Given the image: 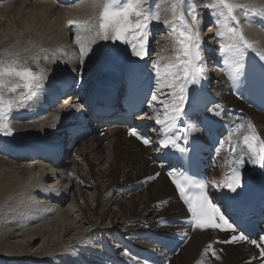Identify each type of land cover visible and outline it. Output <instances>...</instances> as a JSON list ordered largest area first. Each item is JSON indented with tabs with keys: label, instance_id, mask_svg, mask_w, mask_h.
Returning <instances> with one entry per match:
<instances>
[{
	"label": "bare ground",
	"instance_id": "1",
	"mask_svg": "<svg viewBox=\"0 0 264 264\" xmlns=\"http://www.w3.org/2000/svg\"><path fill=\"white\" fill-rule=\"evenodd\" d=\"M235 2L244 6L237 10L239 30L244 19V38L253 45L256 54L264 53V0ZM199 6L203 10L207 9L204 3L199 4L198 8ZM160 8L161 20H164L167 12L161 6ZM212 10L216 11L213 15L216 19L215 27L207 30L208 33L200 40L203 57L211 54L213 60L206 67L205 78L198 84L189 85V103L185 106V111L192 108L195 96L197 110H203L199 120L204 128L201 136L207 141L225 130L226 125L222 128L220 125L223 124L222 121L227 122V117H231L233 121L239 120L243 125L246 122L253 124L254 131L264 139V114L251 108L248 101L255 87L252 75L257 72L251 71L252 65L245 60L246 54L240 46L244 75L239 78V83H234L230 78L231 70L223 63L226 54L215 46L216 41L213 40L212 30L216 34L224 31L222 18L218 16L219 9ZM245 10L256 13V17H261V20L257 21L251 15L245 16L241 12ZM99 11L92 9L89 0H77L73 4L67 2L65 5L51 0H10L0 4V59H7L15 54L28 57L40 53L41 49L54 51L60 48L73 57L70 62H65L63 58L52 63L40 60V66L47 71V80L38 96L29 102L28 108L15 110V119L23 124L13 123L14 143L27 149L36 147L38 143H50L55 138H61L58 130L70 125L71 121L68 119L71 116L78 117L83 105L68 107L73 96L68 92L57 109L53 104L56 100L54 95L62 93L65 87L73 88L76 83L73 80L77 76L81 80L82 93H90L94 88L108 83L121 84L140 77L148 81L156 79L153 69L144 68L140 61L143 59L134 56L129 50L120 53L121 57L125 56V63L119 62V58L113 60L111 55L115 56L116 45L115 51H111L112 41L98 40L93 45L94 54H89L84 58V63L80 64L76 58L79 56V45L74 43L76 31L72 32L67 21L91 20L98 16ZM202 18H199L200 31L205 23ZM162 33L163 30L160 29L155 36L149 35L145 59L152 63L173 54V39L169 38V42L167 39L162 40ZM154 37L157 38L156 41ZM224 41L223 43L232 42ZM203 62L205 64V59ZM107 63L110 74L106 75V72V77L96 78V72ZM161 63H167V60H162ZM119 65L123 67L122 71L117 70ZM128 65H134L137 69L132 77L124 71ZM29 67L34 71L38 70L31 60ZM74 73L78 75H73ZM170 91L164 89L166 94L156 92V95L160 101L170 103L171 97L167 95ZM149 104L161 109L157 101L151 99ZM214 104L221 106L220 116H213L211 112L204 110L205 106L211 107ZM148 105L145 115L137 118L140 124L135 125L140 135L150 139L151 143L147 146L127 139L122 125H113L104 138L90 136L68 151L61 162V168L48 166L40 157L19 163L0 157V264H15V260L22 264H106L103 256L105 246L109 242L114 243L117 236L122 235L132 241L134 239V242L125 239L130 245L120 254L123 264H146L132 257L134 250L142 258L153 254L159 261L161 254L155 245L147 239L135 241L139 238V233H173L175 229L168 224L166 226L165 219L182 218L186 214L181 202L177 200V189L172 178L168 175L170 171L176 175V165L167 163V157L175 155L176 151L160 145L163 138L161 126L155 122V114ZM236 111L242 112L244 118L233 117ZM244 129L249 130L246 125ZM20 133L22 136H18ZM179 134L176 133L178 136ZM0 138L7 140L3 136ZM220 150L225 158L226 147ZM222 155L218 153L215 157L217 169L212 174L210 183L222 180L226 174L225 160H219ZM156 160L160 162L159 166L152 164ZM158 169L164 170V173L145 189L137 190L144 178L153 175ZM251 169L249 164L246 170ZM222 189V186L215 190L211 188L221 200L224 199ZM190 232L189 241L182 245L178 255H167L168 264H234L254 255L246 245L225 247L224 253L219 255L210 240L213 230L194 229ZM39 239L42 242L34 251L33 244ZM209 244L212 248L205 254L204 250ZM112 245L113 247H107L120 250L119 246ZM213 250L219 259L212 256Z\"/></svg>",
	"mask_w": 264,
	"mask_h": 264
},
{
	"label": "snow or ice",
	"instance_id": "2",
	"mask_svg": "<svg viewBox=\"0 0 264 264\" xmlns=\"http://www.w3.org/2000/svg\"><path fill=\"white\" fill-rule=\"evenodd\" d=\"M92 9H99L98 16L91 20L79 21L69 19L67 24L74 26L76 35L74 43L79 45L80 64L84 63V58L93 53V45L98 40L120 42L124 45L131 46L132 54L140 59H144L147 55V44L150 35V25L153 22L161 21V8L159 4L150 7L147 0H89ZM169 3L167 12L170 13L171 19L165 17L163 22L170 26V35L173 39V54L168 57H161L152 64V69L156 74L157 92L164 93V89L171 90L167 93L171 97V102L166 103L160 101L153 93L152 100L157 101L161 105L158 110L153 104L148 107L155 114V122L161 126L163 138L160 145L163 148H171L178 152L182 157L189 153L188 135L190 131H194V126L188 128L179 127V121L187 117L185 106L189 103L188 87L190 84H198L205 78L206 67L203 62V50L201 47L200 31H199V13L195 3H189V0H167ZM214 10L219 9L218 16L222 18L221 23L224 31H220L217 35L222 40H230L231 43H222L220 50L225 53L223 59L224 65L231 71L230 78L234 83H239V78L244 75L243 59L240 55L241 43L247 48H253V45L244 38L242 30L231 27L230 22L235 21L239 24L237 10L244 6L236 3L235 0H216L215 5L210 4ZM248 16V11H244ZM190 17V20H189ZM51 57V59H50ZM63 58L65 62H70L73 57L63 48L49 51L41 49L40 53L22 57L20 54L9 56L7 59H0V133L4 135H13L12 113L20 108H28L30 101H33L39 94L44 82L47 80V71L40 66V60L43 59L49 63L55 62L56 59ZM259 58L264 60V53L259 54ZM31 60L38 70L29 67ZM162 60L167 63L162 64ZM125 72L130 77L134 76L137 69L134 65H128ZM264 71V65H262ZM197 100L195 96L192 99V110H197ZM221 106L214 104L211 107L205 106L206 112H211L213 116L221 115ZM254 125L249 123L247 128L250 130L248 134L242 136L235 147H230V159L226 162L228 172L220 181H212L197 179L194 174H188L186 171L175 169L176 175L170 171L168 175L172 178L180 198L187 206L191 219L189 223L194 229L207 230L217 229L223 230L224 226L233 232L237 231L234 223L221 211V208L213 203V197L209 193V189H218L221 186L235 193L238 188L243 187L242 168L247 161L253 165L264 169V139L254 131ZM245 125H238L237 129L229 134L227 140L231 144L234 137H238L240 130ZM182 133L181 136L176 133ZM130 135L141 140L144 145L151 143L149 138L140 135L135 129L130 130ZM242 143L243 147H240ZM224 142H220V149H223ZM238 148V150H236ZM220 149H217L218 153ZM159 175V174H157ZM150 177L149 179H154ZM219 221V222H218ZM222 222V223H220ZM247 237L241 232L240 235H233L231 241L246 240ZM256 244V240L251 241ZM212 248L209 244L204 250L205 254ZM264 254V249L261 250ZM128 255V253H125ZM212 256L216 259V252L212 251ZM201 264V262H198Z\"/></svg>",
	"mask_w": 264,
	"mask_h": 264
},
{
	"label": "rangeland",
	"instance_id": "3",
	"mask_svg": "<svg viewBox=\"0 0 264 264\" xmlns=\"http://www.w3.org/2000/svg\"><path fill=\"white\" fill-rule=\"evenodd\" d=\"M216 1V0H215ZM161 2H162V0H147V4H148V6H150V7H155V5H157V4H159V6H161L162 7V9H165V11H166V9H168V7H169V3L167 2V0H163V2H162V5H160L161 4ZM189 3H195L196 4V7H197V11H198V13H199V16H198V20H200L199 18H202V16H203V20H205V23L204 24H202V29H201V31H200V39H202V38H204V36H205V33H208L207 32V30H210L212 27H215V24H214V22L216 23V19H215V16L213 17V15L215 14L214 12H216V11H213L212 10V7H209V5L210 4H212V5H214L215 4V2L213 1V0H210V2H207L206 0H189ZM202 3H204V6H206V8L207 9H202L200 6H199V8H198V5L199 4H202ZM56 4V3H55ZM57 6V5H56ZM59 7V6H58ZM60 8H62V7H60ZM167 12V11H166ZM241 12H243L244 13V11H241ZM204 13V14H203ZM251 14H253V12H251L250 11V13H249V15H251ZM202 15V16H201ZM165 16L168 18V19H171V15H170V13L169 12H167V14H165ZM201 16V17H200ZM189 20H190V17H189ZM215 20V21H214ZM243 21H244V19L241 21V30H242V32H243V29H244V27H243V25H244V23H243ZM235 25H234V24ZM230 26L231 27H236V28H238V26H237V24L233 21H231L230 22ZM212 25V26H211ZM167 28V29H166ZM168 28H169V30H168ZM160 29H162L163 30V33L161 34V39L162 40H164V39H167V41L169 42L170 40H169V38L170 39H172V36L170 35V26H168V25H166L164 22H163V20H161L160 22H153L151 25H150V34H151V32H156V34L160 31ZM166 30V31H165ZM238 30H239V28H238ZM212 32H213V40H214V42L216 41V44H215V46H220L223 42H225L224 40H222V39H220V37H218V35L216 34V31L215 30H212ZM155 34V35H156ZM166 34V35H165ZM152 35H154L153 33L151 34V36ZM154 35V36H155ZM158 36V35H157ZM155 38V40L154 41H156V37H154ZM217 39V40H216ZM73 40V39H72ZM222 41V42H221ZM118 42H115V43H112L111 45H110V48L112 49L111 51H115V49H114V46L116 45V53H115V56H112L111 55V57L113 58V60H115V59H117V58H121V54L120 53H122V52H125V51H127V50H129L131 53H132V49H131V46H129V45H124V44H118ZM201 47H202V45H201ZM106 48H107V46L105 47V50H106ZM126 49V50H122V49ZM147 48V47H146ZM122 50V51H121ZM152 51H154L153 50V48H152ZM4 52H6V50L4 51ZM3 52V53H4ZM253 52V51H252ZM0 53H1V51H0ZM13 54V53H12ZM125 61L126 60H123L122 62L123 63H125ZM111 62V61H110ZM109 63V62H108ZM108 63L106 64V66H104L102 69H100V71L99 72H96V74H95V77L96 78H100V77H106L105 76V74L104 73H106V75H109L110 74V70H109V67H107V65H108ZM205 64H210V61H209V57L207 56V60H206V62H205ZM71 68H69V70H70ZM90 70V69H89ZM117 70H118V68H117ZM77 70H75V72H76ZM119 71V70H118ZM121 71V70H120ZM116 74V73H115ZM73 75H78V73L77 74H73ZM77 79H79V77H77ZM91 79V78H90ZM90 81V80H89ZM64 97V96H63ZM62 97V98H63ZM13 112H15V110L13 111ZM12 117H13V113H12ZM21 123V124H23V122H18V121H15V120H13V122H12V126H13V123ZM123 133H124V130H123ZM0 136H3V138L4 137H6V139L7 140H9V141H13L14 139H15V136L14 135H4L3 133H0ZM18 136H22V134L20 133V134H18ZM102 138H104V136L102 137ZM19 140H20V138H19ZM81 144H79V146H80ZM29 159H31V158H29ZM25 162H28V161H25ZM81 163V162H80ZM139 164V163H138ZM137 164V165H138ZM138 190H141V188L140 189H138ZM129 196V195H128ZM125 198H128V197H125ZM151 207L153 208V206L151 205ZM0 214H2V210L0 209ZM218 237V234H216L215 232H213V235L210 237V240H212L211 241V243H214V247L216 248V250H217V253H219V254H223L221 251H220V248H219V246L218 245H216L215 244V238H217ZM22 239V238H21ZM41 242H42V239H39V240H37V241H35V243L33 244V250L34 251H36L37 250V248L39 247V245L41 244ZM224 250H226V248H224ZM28 261H31V260H28ZM31 262H33V260L31 261ZM15 264H22L20 261H16L15 260V262H14ZM236 263V262H235ZM4 264V263H3ZM6 264V263H5ZM31 264H33V263H31Z\"/></svg>",
	"mask_w": 264,
	"mask_h": 264
}]
</instances>
